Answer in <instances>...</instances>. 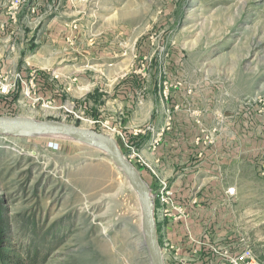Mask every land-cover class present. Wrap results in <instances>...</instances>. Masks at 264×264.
Here are the masks:
<instances>
[{
	"label": "rangeland",
	"instance_id": "1",
	"mask_svg": "<svg viewBox=\"0 0 264 264\" xmlns=\"http://www.w3.org/2000/svg\"><path fill=\"white\" fill-rule=\"evenodd\" d=\"M0 117L113 138L165 264H264V0H0ZM12 128L0 264H151L104 146Z\"/></svg>",
	"mask_w": 264,
	"mask_h": 264
},
{
	"label": "water",
	"instance_id": "2",
	"mask_svg": "<svg viewBox=\"0 0 264 264\" xmlns=\"http://www.w3.org/2000/svg\"><path fill=\"white\" fill-rule=\"evenodd\" d=\"M4 126H23L43 132L64 133L79 139H93L104 146L107 155L113 164L119 169L122 176L128 180L130 186L138 195L142 210L146 246L150 254L151 264H165L157 237V226L154 217V202L150 195V188L135 166L123 155L113 138L92 130L55 121L37 122L25 118L0 117V131H4Z\"/></svg>",
	"mask_w": 264,
	"mask_h": 264
},
{
	"label": "built area",
	"instance_id": "3",
	"mask_svg": "<svg viewBox=\"0 0 264 264\" xmlns=\"http://www.w3.org/2000/svg\"><path fill=\"white\" fill-rule=\"evenodd\" d=\"M228 196L229 197H233L235 195V190L234 189H230L228 190ZM249 256H251V252H247V254L243 255L240 259L236 258L231 264H258L256 261H254L251 258V261H245V258L250 259ZM221 257L224 258V256L222 255Z\"/></svg>",
	"mask_w": 264,
	"mask_h": 264
},
{
	"label": "bare ground",
	"instance_id": "4",
	"mask_svg": "<svg viewBox=\"0 0 264 264\" xmlns=\"http://www.w3.org/2000/svg\"><path fill=\"white\" fill-rule=\"evenodd\" d=\"M12 127H9V126H4L3 127V130L4 131H7L8 133H15L17 130H15V128H12ZM12 130V131H11Z\"/></svg>",
	"mask_w": 264,
	"mask_h": 264
},
{
	"label": "crops",
	"instance_id": "5",
	"mask_svg": "<svg viewBox=\"0 0 264 264\" xmlns=\"http://www.w3.org/2000/svg\"><path fill=\"white\" fill-rule=\"evenodd\" d=\"M204 168H206V167L204 166ZM199 212H200V211H199ZM190 231H191V230H190ZM196 235H198V234H196ZM186 245H187V244H186ZM182 246H184V245L181 244V246H180V247L182 248V251L184 252L185 249H184V247H182Z\"/></svg>",
	"mask_w": 264,
	"mask_h": 264
}]
</instances>
